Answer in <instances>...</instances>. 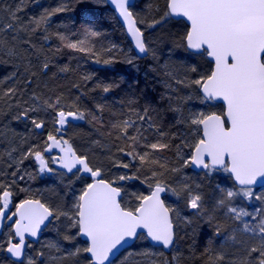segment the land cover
I'll list each match as a JSON object with an SVG mask.
<instances>
[{
    "label": "snow or ice",
    "instance_id": "1",
    "mask_svg": "<svg viewBox=\"0 0 264 264\" xmlns=\"http://www.w3.org/2000/svg\"><path fill=\"white\" fill-rule=\"evenodd\" d=\"M110 3L115 6L126 25V31L136 49L140 53L148 54L151 51L149 43L144 31L138 27V24L144 21L138 20L130 10L129 0H110ZM67 10L65 6L45 9L39 16L31 18L27 25L21 24L16 28L15 25L19 24L16 12L22 11L17 7L15 11L9 10L13 22L4 24L0 31H26L33 34L41 29L46 31L50 19ZM156 11L159 12L160 9ZM173 18H184L188 22V28L181 37L182 46L196 52L203 50L214 62L211 71L199 75L198 78H191L189 75L197 73L198 69L194 65L189 67L183 76L171 70L164 72L167 77L164 86L168 91L160 97L161 101L167 102V108L163 111L176 113L179 117L177 123L187 124L188 134L162 130L161 124L157 122L161 111L150 105L143 109L129 108V112L136 115V121H147V128L138 126L129 116L112 122L108 133L109 136L115 134V140L126 142L124 146L118 147L117 151L126 152L133 160H137L140 165L138 171L143 169L150 172L152 183L149 184V194L136 195L135 206H125L122 204L123 189L114 186V180L101 178V167L93 166L88 155L78 153L69 139L57 135L70 119H85V112L78 107L62 106V96H56L54 100L43 99L42 104L30 107H21L19 101H16L14 106L21 110L12 117L14 120H29L34 129H42L45 127V120L37 119L30 113L51 110L54 114L53 124L59 125L47 134L43 151L38 145L30 146L21 154L17 165L22 164L25 159L34 158L41 173L54 172L44 152L56 148L61 155L52 157L51 163L59 164L76 180L82 179L78 174H84L90 178V182L85 183L77 192L73 187L75 181H69L64 196L70 199V203L54 207L39 198L26 197L14 205L15 211L10 214L13 193L10 186L0 183V222L14 220L10 226L11 235L6 246L0 245V251L8 253L23 264L21 258L25 256V248L28 247L26 236L37 237L42 226H46V221H60L62 217L66 221L64 227L67 231L76 229L75 235H63L64 241H74L77 236L87 237L86 247L75 246L64 251L63 256L59 258L71 261L72 264H111L110 257L119 252L128 240L134 238L151 239L164 248L173 247L177 242L174 218L179 217V209L167 205L161 194L171 192L176 197H183L186 206L197 213L203 210V196L195 190L199 185L194 188L185 181L177 187H172L165 179L166 176L169 173L178 174L189 165L205 169L222 166L224 171L233 176L240 188L238 192L220 189L222 196L216 206L225 209L232 220L240 222L232 229L227 239L240 246L237 252L241 254L228 256L223 250L224 245L217 251L209 242V246L204 249L206 264H264V206L256 208L253 213L232 204L233 199L239 195L249 200L254 198L264 205V193L256 195L251 187L258 181L264 184V0H165L159 18H153L147 27L163 26ZM55 35L63 47L91 54L95 56L97 63L111 65L116 62V57L110 54L117 50V45L96 51L91 38L99 37L102 33L91 26L85 27L83 39H71L63 32H57ZM16 39L13 35L12 40ZM44 39H49V36L45 35ZM0 52L9 57L19 55L15 46H9L6 39H0ZM103 53L109 54L107 59L101 58ZM152 58L157 59L155 51H152ZM123 62L134 66L132 59L125 58ZM163 67L167 69L169 65L165 64ZM48 68V62L42 64V69ZM60 71L67 72L69 68L65 66ZM15 75L16 73L12 74L13 77ZM85 79L91 77L87 76ZM119 86L120 82L114 81L103 85L102 91L107 93ZM182 88L195 89L198 93L196 98L201 99V102L222 100L224 111L221 114L200 111L185 115L184 105L194 97L191 94H179ZM17 91L16 87L8 88L0 93V99L11 100ZM33 99L40 101L41 97L33 93ZM128 103L133 105L135 101L130 99ZM96 108L103 112L104 105L98 104ZM91 121L101 125L103 123L95 112L91 113ZM149 130H155L157 133L152 140L145 135ZM188 136L194 138V143L188 142ZM177 139L180 143L174 144L173 141ZM93 143L103 146L99 141ZM183 148L191 149L186 157ZM15 150L7 153L9 157ZM169 150L175 151L180 161L179 166H171L168 159L161 155ZM206 158H209L210 162ZM116 163L125 169L130 167L128 163ZM11 166L9 164V167ZM12 175L15 176L16 173L13 172ZM138 178L135 174L120 175L116 180ZM23 191L25 190L21 189V192ZM257 216L259 220L255 224L243 220L244 217L255 219ZM208 219L211 221L213 217L209 216ZM138 229L144 230L145 235L140 237ZM215 231L219 235L221 226L217 225ZM238 231L252 235L237 239ZM249 239L255 242L249 244ZM47 247L61 251L59 243L50 242ZM83 254L87 255L81 261ZM37 255L43 256L44 253L39 252ZM137 257L143 258L147 264H180L179 253H174L169 259L163 252L154 253L149 250L129 252L122 264H133V261L140 264ZM27 264H36V261L29 257Z\"/></svg>",
    "mask_w": 264,
    "mask_h": 264
},
{
    "label": "trees",
    "instance_id": "2",
    "mask_svg": "<svg viewBox=\"0 0 264 264\" xmlns=\"http://www.w3.org/2000/svg\"><path fill=\"white\" fill-rule=\"evenodd\" d=\"M145 2L148 8L144 12V17L149 18V20L150 18H159L165 0H136L132 10H138ZM58 6H65L68 10L54 15L50 19L46 31L41 29L34 34L26 31H0V39H6L9 46H15L16 51L19 53L18 56L9 57L0 52V93L11 87L18 89L16 96L11 100L0 99V183L4 184L6 182L8 186L12 185L10 190L13 193V208L20 199L26 197L39 198L54 207L67 204L62 188L56 184L46 183L45 194L39 193V191L17 192L16 186L23 189L20 185H22L24 178L21 180L19 176H22V174L24 176L33 175L35 172L37 166L34 158L23 160V163L19 165V171H10L12 166L9 167V164L13 165L11 160L15 153L18 160H20L21 154L25 153L32 145L40 146L43 151L47 134L58 127L53 124L54 114L51 110L30 113L37 119L45 120V127L42 129H34L29 120H14L12 117L21 110V108L14 106L15 102L19 101L21 107H30L42 104L43 99L54 100L56 96H62V106L67 108L69 105H75V107L85 112V120L89 121H91V113L95 112L103 122L101 125L96 121H91L96 128H99L100 137L94 132H85L84 127L80 126L81 128L76 132V134H79L77 137L80 140L74 137L77 152L83 154L82 151H84L85 146H82V144L88 139L90 147H94L92 155L89 156L90 163L93 166L97 167L96 165L102 164L106 170L112 166L128 170V176L135 174L139 177L138 179L128 180L129 182H135L137 195H147L151 191L149 188V182L152 181L150 172L143 169L138 171L140 165L137 160H133L126 152L117 151V148L124 146L126 142L115 140V134L109 136L108 133L111 123L116 120L130 116L132 120L136 121V115L129 112L130 107L143 109L150 105L161 111L160 119L157 122L161 124L162 130L188 134L187 125L177 123L179 117L176 113L163 111L167 108V102L161 101L160 97L168 90L162 82L161 78L163 76L157 75L159 71L161 75H163V72L160 70V66L149 70L145 69L143 65L140 67L129 66L123 62L125 58L131 59L133 57L136 63H143L148 60V56L144 58L136 57L123 26L118 21L114 10L108 6L105 0H0V27L13 22L9 10L15 11L17 7L22 9V11L16 12L19 24H16L15 27L19 28L21 24L27 25L31 18L39 16L45 9L52 10ZM157 9H160V11L157 12ZM86 26H91L102 33L99 37L91 38V43L96 51L108 48L113 44L117 45V50L110 54L116 57L114 64L97 63L95 56L91 54L65 48L55 35L57 32H63L69 35L71 39H83ZM187 28L186 22L171 19L165 27L157 29L156 39L160 46L162 45L161 49L163 51L167 49L166 54L177 56V64L173 68L174 71L180 69L179 75L182 76L193 65L199 67L202 75L207 74L211 71L212 64L205 53L194 54L185 46H182L181 37ZM13 35L17 37L15 41L12 40ZM45 35L49 36V39L45 40ZM108 56V53H103L101 58L107 59ZM45 62L49 63V68L46 70L42 69V64ZM65 66L69 68V71L61 72L60 69ZM13 73H16L14 77L12 76ZM32 73H35V75L33 76ZM87 76H90L91 79H85ZM8 77H11V79H6ZM114 81L120 82V86L107 93L102 91L103 85ZM33 93L41 97V100H34ZM130 99L134 100L135 104L129 105L128 101ZM98 104L104 105L103 112L96 108ZM10 105L13 106L9 107ZM216 107V112L221 114L224 109L223 105L216 104ZM150 115L155 116L156 114L150 113ZM136 123L142 128H147V121H136ZM145 135L148 136L149 140H152L157 136V133L155 130H149ZM94 141H99L103 146H97L93 143ZM188 142L194 143V138L188 136ZM173 143L179 144L180 140H174ZM12 149L16 150L12 151L11 157H9L7 153ZM186 151L189 152V155L191 149L183 148V153H186ZM161 155L168 159L171 166H179L180 161L177 159L174 150L166 151ZM117 161L128 163L130 167L127 169L120 167L116 163ZM185 170L193 173L190 165L185 167ZM13 172L16 173L15 176L12 175ZM102 178L114 180L105 173L102 174ZM88 182H90L89 178L82 176V179L77 180L76 184L84 185ZM168 183L172 186L171 182ZM114 185L118 186V182L115 181ZM55 191L58 195L56 202L48 198V195ZM170 193H167L165 202L172 207L168 199ZM122 204L127 207H134L135 205L134 203H128L124 195ZM55 222L56 220L52 219L42 233V237L44 233L54 227ZM13 223L14 220L7 224L0 245L6 246L7 239L11 235L10 226ZM65 234L64 229L62 236ZM142 236L143 234L140 235V237ZM176 237L177 242H180V233L177 227ZM77 240L80 247L87 246V243L81 240L79 236H77ZM140 240H146L149 243L147 239L142 238H138L136 243ZM182 240L184 247L180 264H206L207 256L204 255V249L209 246V242H211V247L216 250L214 235L209 230L202 231L195 226L191 227L182 234ZM170 253L165 254L167 258L170 257ZM86 255H82L81 261ZM0 261V264H9L10 261L12 264H21L12 261L4 253H0ZM61 264H72V262L62 260Z\"/></svg>",
    "mask_w": 264,
    "mask_h": 264
},
{
    "label": "rangeland",
    "instance_id": "3",
    "mask_svg": "<svg viewBox=\"0 0 264 264\" xmlns=\"http://www.w3.org/2000/svg\"><path fill=\"white\" fill-rule=\"evenodd\" d=\"M138 4H139V1H138ZM147 8L148 7L146 6V2H145L144 5H142L138 10L135 11L133 9L132 11H133V13H135L134 15L137 17L138 20L144 21V23L139 24V26L141 27V29L144 32H146L145 37L149 43V47H150L151 51L148 54V60L143 62V63H136L134 61L133 57L131 59L134 61V65L136 67H140L143 65V67H145V69L153 70L154 67L160 66V70L163 72V75L159 74L160 71L157 75H159L161 77L163 76L161 79L163 80L162 82H165L167 77L164 75V72L168 71V70L174 71L173 67H175V65L177 64L176 63L177 56L166 54L165 51L167 49L164 51L161 49L162 45L160 46L158 40L156 39V32L160 28L165 27L169 22L167 24H164L163 26H157L155 28H148L147 25L152 20V18H150V20H149V18L144 17L145 16L144 12ZM152 51H155L157 59L152 58ZM182 58H184V57H182ZM181 60L184 61L183 59H181ZM169 61L171 62L170 64H169ZM165 64L169 65V67L167 69H165L163 67ZM197 69H198L197 73H194V74L189 73L191 78H198L199 75H202V71L199 70V67H197ZM179 70L176 69L175 72L179 73ZM180 93L186 94V95L191 94L194 97L186 105H184L185 115H187L189 112L203 111L205 113H210V112H216L217 111L216 110L217 109V107H216L217 103H214L212 101L201 102V99L196 98L198 93L195 89H183L182 88ZM57 126L59 127V125H57ZM80 126L84 127L85 132H94L96 135H99V137L101 134V132H99V128H96L93 125V123L89 122V120H87V119L86 120L85 119L84 120H71L70 119L69 123L64 126L62 132L58 133V136L63 135L65 139H69L70 142L72 143L73 147L76 150H77V146L75 143L76 139L74 137L79 136V134H76V132L81 128ZM77 138L80 140L79 137H77ZM84 142L85 143L82 144V146H85L84 151H82L83 154H87L88 156H90V154L92 155V153L94 151V147H90L91 145H90V142L88 141V139H86ZM188 153L189 152H187V151H186V153L184 152V156L186 157L188 155ZM16 158H17V160H16ZM11 161L13 164L12 165L13 169L11 168L10 171H12V170L19 171V169H20L19 165L20 164L17 165V163H16L17 161H19L18 157L16 156V153H15V156L12 158ZM34 161H35V159H34ZM35 165L37 166V168L34 170L35 172L33 173V175L28 174V175L24 176L22 174V176H19L20 179H21V177L24 178L22 185H20L25 190L24 192L39 191V193L45 194V189H44L45 184L48 183V184H56L57 186H60L62 188L63 192L65 193L67 191L66 186L69 184L70 180L75 181L73 187L77 192L83 187V185L76 184L77 180L75 179V177L72 174H67L61 169L60 170L55 169L50 164H49V166L54 169V172L41 173L39 171V167H38L36 161H35ZM96 166L101 167L103 169V173L109 175L116 182H118V186L123 189V195L126 198V201L128 203H130V204H133V203L136 204L137 203V201L135 200V196L137 195L136 190H135V186H136L135 182H129L128 181L129 179L123 180V181L116 180V177H118L120 175H127L128 176V170L114 168L113 166L109 167L106 170L102 164H98ZM26 176L29 178H27ZM165 179L168 182H171L172 187L173 186L177 187L179 184H181L182 182H185V181L187 183L191 184L194 188L196 185H199V188H195V190L199 191L201 193V195L203 196V210H202V212L197 213L196 210L191 209V208L186 206L185 200L183 197H176L172 193H170L168 199L170 200L172 207L179 209V217H176V225H177V228H178L179 233H180V239H179L180 242H176L174 248L172 249V251L170 253V257H168V258L170 259L174 253H179L180 258L182 257V249L184 247V243L182 240V234L186 230H188L189 228L194 227V226L198 229H201L202 231L209 230L213 233L214 239L216 242L215 248L217 251L221 250V246L224 245L223 250L225 251L226 255H228V256L240 255L241 253L237 252V249L240 246L235 244L234 241H230L227 239V237L229 235H231L232 229L237 227V225L240 222H236V221L232 220L230 218V214H226L225 209L218 208L216 206V202L222 196L220 189H232V190L237 191V192L239 191L240 187H237L234 184L230 174L228 172L224 171V169H222V170L208 169L207 171H204V172H194L193 171V173H192V172H187L185 170V167H184L180 173H178V174H171L170 173L168 176H166ZM149 183H152V181ZM4 184H6V182ZM140 186L142 187L141 184H140ZM252 190H253L254 194L259 195V194L264 193V186L252 188ZM48 198L51 199L52 201L56 202V200H58V195H57L56 191L52 192L50 195H48ZM64 198L67 200V203H70V199L68 197L64 196ZM232 204H233V206H236L238 208L242 207L245 210H247L249 212H253V213H254V210L256 208H260V207L264 206V205H262V203L260 201H257L254 198L249 200V199H246V198L239 196V195L233 199ZM209 216L213 217V219L211 221H209V219H208ZM243 220L251 221V223L255 224L258 222L259 217L257 216L255 219H253L252 217H244ZM65 224H66V221L64 220L63 217L61 218L60 221L56 220L54 227L50 228L46 233H44L43 237L41 236L39 243H36V244L30 243L28 246L26 258H25L23 264H27L29 257H32L33 259H35L36 264H61L62 260L59 258L63 256L64 251L71 250L75 246L80 247V244L77 240V237L74 241H71V242L64 241L62 239V237H63L62 233L64 232V229H65L64 225ZM217 225L221 226V228H222V231L219 235L215 231ZM65 231H66V234L75 235L76 229H72L70 231H67L65 229ZM250 235H252V234H249V233H243L242 234L239 231L236 233L237 239L247 238ZM50 242L51 243H59L61 246V251L57 252L55 249H49L47 247V245ZM254 242L255 241H253L251 239L248 240L249 244H252ZM143 250H149V251L154 252V253L163 252L164 256L166 257V255H165L166 253L164 252V250L162 248L152 246L151 244L147 243L146 240H140L136 244H134L131 248L124 251L119 256V258L116 261H114L112 264H122L124 257L129 252H136V251H143ZM2 252L4 253V251H2ZM39 252H43L44 255L38 256L37 253H39ZM156 258H158V257H156ZM136 259L140 261V264H147V262L145 260H143V258L137 257ZM133 264H135V261H133Z\"/></svg>",
    "mask_w": 264,
    "mask_h": 264
},
{
    "label": "water",
    "instance_id": "4",
    "mask_svg": "<svg viewBox=\"0 0 264 264\" xmlns=\"http://www.w3.org/2000/svg\"><path fill=\"white\" fill-rule=\"evenodd\" d=\"M135 2H136V0H129L130 10H131L132 6L135 4ZM106 3L108 4V6H109L112 10H114V12H115V14H116V17H117L118 21L120 22V24L123 26V28H124V30H125V33H126V36H127L128 40H129V41L132 43V45H133V49H134V52L136 53V55L139 56L140 58H144V57L148 56L149 53H148V54L140 53L139 50L136 49L135 44H134V42H133L132 39H131V36H130V35L127 33V31H126V25L124 24L122 18L119 16V13L115 10V6L112 5V4L110 3V0H106ZM131 11H132V10H131ZM173 19H174V20H183V21H185V22L187 23V25H188V22H187L186 19H184V18H173ZM138 27H140V26L138 25ZM189 51H190V52H193V53H195V54H203V53H205L203 50H200L199 52H196V51H194V50H189ZM205 56H206L207 59L211 62V64H212V68H213V67H214V62H213L212 58H211V57H208L206 53H205ZM212 101H214V102H216V103H220V104H222V105L224 106V102H223L222 100H212ZM224 108H225V106H224ZM217 114H219V113H217ZM52 152H56V153H58L59 155H61L59 149H56V148L52 149L51 151H46V153H52ZM206 159L209 160V162H210V159H209V158H206ZM37 163H38V162H37ZM38 165H39V164H38ZM190 168H191L193 171H197V172H200V171H204V170H206L205 168L197 167V166H195V165H190ZM62 169H63V168H62ZM215 169H223V167H222V166H216ZM63 171L67 172L66 169H63ZM230 175H231V174H230ZM231 176H232V175H231ZM232 179H233L234 183H235L238 187H240L239 184L234 180L233 176H232ZM114 186H115V185H114ZM261 186H264V184H262V183H260V182L258 181L255 185H252L251 187H261ZM116 187H118V186H116ZM166 193H167V192H164V193L161 194V198H162L163 200H164V197H165ZM122 197H123V192H122ZM11 200H12V199H11ZM164 201H165V200H164ZM10 212H11V208H10L9 214H10ZM51 221H52V219H50V221H46V226H42V229H41V231H40V233L38 234L37 237L26 236V245H29V243H38V242L40 241V238H41V235H42L43 231L47 228V226L51 223ZM5 222H6V220L3 221V222H0V236H1L2 232H3L4 226H5ZM137 231H138L139 236H140V234H144V235H145V231H144V230H142V229H138ZM80 238H81L83 241L87 242V237L80 236ZM16 239L18 240V238H16ZM137 239H138V238H134V239H130V240H128L127 243H126V244H125V245L119 250V252H117L114 256L110 257L111 264H112L114 261H116V260L119 258V256H120L125 250H127L128 248H130V247H131V246L137 241ZM148 241H149V243H150L151 245H153V246H155V247H161L166 253H170V252L172 251L173 247H174V246H173V247H170V248H164L162 245H160V244H158V243H156V242H153L151 239H148ZM27 248H28V247L25 248V256L21 258L22 262L25 260L26 252H27ZM6 255H7L9 258H11L12 260L17 261V260H15V258H12L8 253H6ZM17 262H21V261H17ZM106 264H107V262H106Z\"/></svg>",
    "mask_w": 264,
    "mask_h": 264
},
{
    "label": "flooded vegetation",
    "instance_id": "5",
    "mask_svg": "<svg viewBox=\"0 0 264 264\" xmlns=\"http://www.w3.org/2000/svg\"><path fill=\"white\" fill-rule=\"evenodd\" d=\"M44 155H45V158L47 159V160H49V164L52 166V167H54L55 169H58V170H62V167H60V165L59 164H53V163H51V158L52 157H54V156H59L57 153H55V152H52V153H45L44 152ZM65 173H67V174H71V173H68V172H65ZM79 175H82V176H85V177H87L86 175H84V174H79ZM89 180H90V178H89ZM12 201V200H11ZM10 221H8V220H6V222H5V226H4V229H3V232H2V234H1V237H2V235H3V233H4V231H5V229H6V227H7V224L9 223ZM174 223H175V227H176V218H174ZM0 237V238H1ZM1 240V239H0Z\"/></svg>",
    "mask_w": 264,
    "mask_h": 264
},
{
    "label": "bare ground",
    "instance_id": "6",
    "mask_svg": "<svg viewBox=\"0 0 264 264\" xmlns=\"http://www.w3.org/2000/svg\"><path fill=\"white\" fill-rule=\"evenodd\" d=\"M131 43V42H130ZM131 46H132V49H133V45H132V43H131ZM133 51H134V49H133ZM136 54V53H135ZM137 56V55H136ZM137 57H139V56H137ZM132 58V57H131ZM140 58V57H139ZM27 177V176H26ZM27 178H29V177H27ZM18 186H16L15 187V189L17 190V192L18 193H20L21 192V189H19V188H17ZM0 253H2L3 254V252L1 251ZM4 254H5V256H7L6 255V252H4ZM8 257V256H7ZM9 258V257H8ZM9 259H11V258H9ZM12 260V259H11ZM12 261H14V260H12ZM5 262H7V261H5ZM14 262H17V261H14ZM0 263H1V261H0ZM17 263H21V262H17Z\"/></svg>",
    "mask_w": 264,
    "mask_h": 264
}]
</instances>
